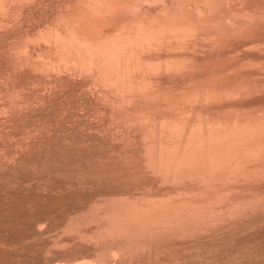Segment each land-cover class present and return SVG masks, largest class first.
<instances>
[{"label": "rangeland", "instance_id": "obj_1", "mask_svg": "<svg viewBox=\"0 0 264 264\" xmlns=\"http://www.w3.org/2000/svg\"><path fill=\"white\" fill-rule=\"evenodd\" d=\"M81 1L1 4L0 264H264V0Z\"/></svg>", "mask_w": 264, "mask_h": 264}, {"label": "bare ground", "instance_id": "obj_2", "mask_svg": "<svg viewBox=\"0 0 264 264\" xmlns=\"http://www.w3.org/2000/svg\"><path fill=\"white\" fill-rule=\"evenodd\" d=\"M14 1H15V0H14ZM20 1H21V0H20ZM22 1H23V0H22ZM25 1L27 2V0H24V2H25ZM74 1H76V0H74ZM82 1L84 2V0H82ZM82 1L80 2L81 4L78 3L79 6H78V4H77L76 6H78V7H82V6H84V4L82 3ZM87 1H89V0H87ZM91 1H93V2L95 1L94 4H95V3H96V4L99 3V1L97 2V0H91ZM203 1H204V0H203ZM232 1H233V0H232ZM245 1H247V0H244V2H243V1H242V2H243V3H246ZM251 1H252V0H251ZM257 1H259V0H257ZM257 1H255V3H256ZM260 1H261V0H260ZM262 1H263V0H262ZM26 2H25V3H26ZM78 2H79V1H78ZM93 2H92V5H93ZM213 2H214V1H213ZM221 2H222V1H221ZM225 2H226V1H225ZM236 2H237V0H236ZM240 2H241V1H240ZM249 2H250V0H249ZM2 3H3V0H0V6H1V7H0V11L2 10V5H1ZM12 3H13V2H12ZM12 3H11V4H12ZM28 3H29V2H28ZM28 3H27V4H28ZM74 3H75V2H74ZM86 3H87V2H86ZM202 3H203V2H202ZM215 3H217V2H215ZM243 3H241V5H242V6L244 5V8H243L241 5H240L241 7L238 6V5H236V6H238V7H240V8H243V9L245 10V7L248 8V6H247V5L245 6V4H243ZM247 3H248V1H247ZM253 3H254V2L252 1L251 4H253ZM255 3H254V4H255ZM260 3H261V2H260ZM263 3H264V2H263ZM263 3H262V4H263ZM4 4H6V2H5ZM9 4H10V2H9ZM29 4H30V3H29ZM29 4H28V5H29ZM90 4H91V2H90ZM90 4H89V5L87 4L88 6L86 5L87 7H86V6H84V7H85L87 10L89 9V12H90L91 14H93V13H94V10L96 9V7H95L96 4H95L94 6H92V7L90 6ZM99 4H100V3H99ZM212 4H213V3H212ZM227 4H229V3H227ZM230 4H231V3H230ZM232 4H233V3H232ZM238 4H239V2H238ZM249 4H250V3H249ZM249 4H248V5H249ZM251 4H250V5H251ZM254 4L251 5V6H254ZM13 5H14V3H13ZM19 5H20V4H19ZM23 5H24V4H23ZM74 5H75V4H74ZM74 5H73V6H74ZM80 5H81V6H80ZM220 5H221V4H220ZM250 5H249V8H248V11L246 10V12H248V15H249V16H250V14H252V13H249V12H251V11H254V12H255V9L257 10L256 12H259L258 9H260V7L262 8V7L264 6V4H263V6H262L261 4H259V6L261 5L260 7H259V6H257V7L255 6V8L252 7V9H251V6H250ZM257 5H258V3H257ZM4 6H5V5H4ZM25 6H26V5H25ZM25 6H24V7H25ZM29 6H30V5H29ZM97 6H98V5H97ZM207 6H209V5H207ZM207 6H206V7H207ZM233 6H234V5H233ZM7 7H8V6H7ZM10 7L12 8V5H11ZM13 7H14V6H13ZM84 7H82V8H84ZM89 7H90L91 9H90ZM94 7H95V8H94ZM201 7H202V6H201ZM204 7H205V4H204ZM211 7H212V6H211ZM220 7H221V6H220ZM227 7H228V6H227ZM238 7H237V8H238ZM5 8H6V7H5ZM16 8H17V5H16ZM19 8H20V7H19ZM19 8H17V9H19ZM26 8H28V7H26ZM92 8H93V10H92ZM207 8H208V7H207ZM209 8H210V7H209ZM221 8H223V7H221ZM221 8H220V10H221ZM225 8H226V7H225ZM233 8H234V7H233ZM257 8H258V9H257ZM3 9H4V8H3ZM17 9H15V10L17 11ZM72 9H73V8H72ZM74 9H75V8H74ZM77 9H78V10H77L78 12L75 13V14L72 13L73 15L79 14V16H80V14L82 15L83 12H88V11H86L85 9L82 10V9L80 8V10H81V12H82V13H80L79 8H77ZM214 9H215V8H214ZM227 9H228V8H227ZM253 9H254V10H253ZM20 10H22V8H21ZM28 10H29V8H28ZM30 10H31V9H30ZM69 10H70V9H69ZM90 10L93 11V13H92ZM98 10H99V9H97V11H98ZM209 10H210V9H209ZM209 10H208V11H209ZM234 10H235V9H234ZM260 10L263 11V8L260 9ZM8 11H12V10H9V9H8ZM16 11H15V12H16ZM97 11H96V12H97ZM215 11H217V10L215 9ZM232 11H233V10H232ZM232 11H231V12H232ZM236 11H237V10H236ZM238 11H239V10H238ZM240 11H242V9H241ZM1 12H3V11H1ZM4 12H5V9H4ZM12 12H14V10H13ZM18 12H19V11H18ZM66 12H67V11H66ZM71 12H73V11H71ZM204 12H206V11H204ZM204 12H203V13H204ZM211 12H213V10H212V11H211V10L209 11V13H211ZM221 12H222V11H221ZM223 12H225V11H223ZM227 12H228V11H227ZM229 12H230V11H229ZM242 12H243V11H242ZM254 12H253V13H254ZM8 13H11V12H8ZM68 13H69V12H68ZM207 13H208V12H207ZM213 13H214V12H213ZM213 13H211V14H213ZM217 13H218V12H217ZM217 13L214 14V16H213V17H214L213 20L216 19L215 15H216ZM234 13H236V12H234ZM239 13H240V12H238V14H239ZM244 13H245V12H244ZM244 13H241L240 16H241V17L244 16V18L247 16V19H248L249 16L247 15V13H245L246 15H245ZM263 13H264V11H263ZM263 13H262V14H263ZM3 14H4V13H3ZM3 14H2V15H3ZM86 14H87V13H86ZM88 14H89V13H88ZM211 14H210V15H211ZM219 14H220V13H219ZM224 14H225V13H223V15H224ZM226 14H227V13H226ZM236 14H237V13H236ZM242 14H243V16H242ZM262 14H261V15H262ZM0 15H1V14H0ZM67 15H68V14H67ZM94 15H95V14H94ZM200 15H201V14H200ZM207 15H208V14H207ZM232 15H233V14H232ZM232 15H231V16H232ZM263 15H264V14H263ZM10 16H11V14H10ZM76 16H78V15H76ZM208 16H209V15H208ZM217 16H218V15H217ZM220 16L222 17V15H220ZM256 16H259V14L257 15V13H256ZM2 17H4V15H3ZM80 17H81V16H80ZM83 17H84V14H83ZM205 17H206V16H204L203 19H204ZM234 17H235V14H234ZM237 17H238V16H237ZM252 17H253V16H252ZM254 17H255V15H254ZM15 18H16V17H15ZM69 18H70V17H69ZM208 18H210V17H208ZM226 18H227V17H226ZM239 18H240V17H239ZM239 18H238V19H239ZM258 18H259V17H258ZM1 19H3V18H1ZM13 19H14V18H13ZM80 19H82V18H80ZM201 19H202V18H201ZM203 19H202V20H203ZM205 19H206V18H205ZM205 19H204V21H205ZM210 19H211V18H210ZM222 19H224V18H222ZM222 19H221L220 17H218V19L216 20V22H219V23H220V22L222 21ZM235 19H236V18H235ZM247 19L245 18V20H247ZM254 19H255V18H251V20H254ZM3 20H4V19H3ZM8 20H9V19H8ZM8 20H6V21H8ZM14 20H15V19H14ZM75 20H76V19H75ZM77 20H78V19H77ZM202 20H201V21H202ZM211 20H212V19H211ZM218 20H219V21H218ZM220 20H221V21H220ZM243 20H244V19H243ZM249 20H250V18H249ZM251 20H250V21H251ZM255 20H256V19H255ZM258 20H260V19H258ZM16 21H17V20H16ZM78 21L80 22V20H78ZM204 21H202V22H204ZM0 22H2V21H0ZM10 22H12V21H10ZM72 22H75V21H72ZM213 22H215V20H214ZM209 23H210V22H209ZM254 23H255V21H254ZM0 24H1V23H0ZM203 24H207V23H203ZM244 24H245V23H244ZM250 24H251V23H250ZM252 24H253V23H252ZM73 25H74V24H73ZM75 25H76V24H75ZM208 25H209V24H208ZM210 25H211V24H210ZM216 25H217V24H216ZM250 26H251V25H250ZM50 27H51V26H50ZM210 27H212V26H210ZM219 27H220V26H219ZM201 28H202V27H201ZM249 28H250V27H249ZM50 29H51V28H50ZM60 29H61V28H60ZM242 30H243V29H242ZM250 31H251V30H250ZM241 32H242V31H241ZM245 32H246V31H245ZM255 33L257 34V32H255ZM241 34H242V33H241ZM250 34H251V32H250ZM252 34H253V33H252ZM260 35H261V34H260ZM260 35H258V36H260ZM247 36H249V35H247ZM263 36H264V35H263ZM250 37H251V36H250ZM216 38H217V37H216ZM220 39H221V37H220ZM248 39H249V38H248ZM251 39H252V38H251ZM222 40H223V38H222ZM257 40H258V39H257ZM261 40H263V39H261ZM216 41H217V40H216ZM244 41H245V40H244ZM247 41H248V40H247ZM247 41H246V42H247ZM252 41H253V40H252ZM11 43H12V42H11ZM248 43H249V42H248ZM14 44H15V43H14ZM239 44H240V43H239ZM250 44H251V42H250ZM261 44H263V43H261ZM222 45H223V44H222ZM253 45H254V44H253ZM220 46H221V44H220ZM219 48H220V47H219ZM197 133H198V131H197ZM226 133H227V132H226ZM226 133H225V134H226ZM198 134H199V133H198ZM200 134H201V133H200ZM218 134H219V133H218ZM218 134H217V136H218ZM193 135H194V134H193ZM196 135H197V134H196ZM209 135H210V134H209ZM209 135H207V136H209ZM198 136H199V135H198ZM214 136H215V135H214ZM214 136H213V137H214ZM189 137H190V136H189ZM195 137H196V136H195ZM199 137H200V136H199ZM202 137H203V136H202ZM215 137H216V136H215ZM219 137L222 138L223 136H219ZM193 138H194V137H193ZM206 138H207V137H206ZM209 138H212V137L209 136ZM221 138H220V139H221ZM225 138H226V136H225ZM225 138H224V139H225ZM195 139H197V138H195ZM214 139H215V138H214ZM217 139H218V137H217ZM224 139H223V140H224ZM198 140H200V139L198 138ZM201 140H202V139H201ZM208 140H211V139H208ZM213 141H214V140H213ZM193 147H194V145H193ZM238 147H239V146H238ZM240 148H241V147H240ZM163 149H164V148H163ZM165 149H166V148H165ZM185 149H186V148H185ZM158 150H159V149H158ZM170 150H171V149H170ZM170 150H165V151H169V152H170ZM188 150H190V149H188ZM155 152H156V151H155ZM159 152H160V151H159ZM177 152L179 153V151H177ZM184 152H185V150H184ZM188 152H189V151H188ZM191 152H192V150H191ZM166 153H168V152H164V154H166ZM175 153H176V152H175ZM159 154H161V153H159ZM187 154L190 156V152L187 153ZM230 154H231V153H230ZM157 155H158V154H157ZM175 155H176V154H175ZM178 155H179V154H178ZM188 155L186 156L187 159H188ZM223 155H224V154H223ZM163 156H164V155H163ZM166 156H167V155H166ZM180 156H181V154H180ZM183 156H185V155L183 154ZM192 156H193V155H192ZM219 156H220V155H219ZM219 156H218V158H219ZM224 156H225V158H226L227 155H224ZM224 156H223V157H224ZM172 157H173V154H172ZM177 157H178V156H177ZM194 157H195V156H194ZM221 157H222V156H221ZM192 158H193V157H192ZM225 158H224V159H225ZM162 159H163V158H162ZM175 159H176V158H175ZM187 159H186V160H187ZM216 159H217V158H216ZM151 160H152V159H151ZM151 160H150V161H151ZM153 160H154V159H153ZM153 160H152V161H153ZM177 160H178V158L176 159V161H177ZM188 160H189V159H188ZM195 160H197V159H195ZM195 160H194V161H195ZM204 160L206 161L207 159L204 158ZM210 160H211V159H210ZM157 161H158V160H157ZM168 161H169V160H168ZM168 161H167V163H168ZM172 161H174V160H172ZM176 161H175V163H176ZM192 161H193V160H191V162H192ZM205 161H204V162H205ZM208 161H209V160H208ZM219 161H220V160H219ZM225 161H226V160H225ZM154 162H156V161H154ZM162 162H163V160H162ZM177 162H178V161H177ZM188 162H189V161H188ZM195 162H196V161H195ZM198 162H199V161H198ZM204 162H202V163H204ZM209 162H210V161H209ZM212 162H213V160H212ZM214 162H215V160H214ZM220 162H221V161H220ZM150 163H151V162H150ZM160 163H161V162H160ZM165 163H166V162H165ZM169 163H170V162H169ZM175 163H173L172 165H174ZM184 163H185V162H183V164H184ZM193 163H194V162H193ZM199 163H200V162H199ZM199 163H198V164H199ZM210 163H211V162H210ZM216 163H217V162H216ZM221 163H222V162H221ZM223 163H224V162H223ZM227 163H228V162H227ZM155 164H156V163H155ZM170 164H171V163H170ZM179 164H180V163H179ZM179 164L176 163V166L179 165ZM188 164H189V163H188ZM188 164H187V165H188ZM198 164L196 163V165H198ZM213 164H214V163H213ZM217 164H219V163H217ZM217 164H216V165H217ZM225 164H226V162H225ZM225 164H224V165H225ZM157 165H158V164H157ZM159 165H160V164H159ZM159 165H158V166H159ZM164 165H165V164H164ZM181 165H182V164H181ZM187 165H186V166H187ZM202 165H205V164H202ZM209 165H210V164H209ZM216 165H215V166H216ZM227 165H228V164H227ZM179 166H180V165H179ZM182 166H183V165H182ZM194 166H195V165H194ZM198 166H199V165H198ZM206 166H207V164H206ZM212 166H213V165H212ZM222 166H223V165H222ZM160 167H161V166H160ZM171 167H172V166H171ZM189 167H191V166H189ZM207 167H208V166H207ZM216 167H217V166H216ZM168 168H169V166H168ZM173 168H174V166H173ZM176 168H177V167H176ZM180 168H181V167H180ZM193 168H195V167H193ZM193 168H191V169H193ZM203 168H205V167H203ZM217 168H218V167H217ZM220 168H221V167H220ZM224 168H225V166H224ZM227 168H228V166H227ZM171 169H172V168H171ZM182 169H184V167H183ZM189 169H190V168H189ZM189 169H188L187 171H189ZM209 169H211V168L208 167V169H206V170H208L209 172H212V171H210ZM215 169H216V168H215ZM222 169H223V168H222ZM222 169H220V171H221ZM175 170H176V169H175ZM178 170H179V169H178ZM185 170H186V168H185ZM203 170H204V169H203ZM211 170H213V169H211ZM217 170H218V169H217ZM223 170H224V169H223ZM226 170H227V169H226ZM158 171L161 172V168H160V170H158ZM163 171L166 172V170H163ZM163 171H162V172H163ZM179 171H180V170H179ZM169 172H170V171H169ZM171 172H172V171H171ZM171 172H170V173H171ZM174 172H175V171H174ZM177 172H178V171H177ZM182 172H183V171H182ZM17 207H18V206H17ZM0 208H1V207H0ZM106 209H107V208H106ZM106 209H105V212H103L104 217L106 216V217L108 218V217H109L108 213H112V214H115V216H118V217H114V219L116 218V221H117V218H119V219H122V217H123V219L125 218V217H124L125 215L123 216V215H121L122 213L120 214V213H117L116 211L113 213V210H112V212H110V210H109V211L107 210L108 213H106V212H107ZM4 211H5V210H4ZM131 211H132V214H133V210H131ZM21 212H22V211H21ZM129 213H130V212H129ZM129 213H126V214L128 215ZM106 214H107V215H106ZM119 214L121 215L120 217H119ZM10 215H11V214H10ZM127 215H126V216H127ZM137 215H138V213H137ZM137 215H136V216H137ZM110 216H111V214H110ZM113 216H114V215H112L111 217H113ZM130 216H132V215L129 214V217H130ZM133 216H134V215H133ZM139 216H140V215H139ZM24 217H25V216H24ZM137 217H138V216H137ZM141 217H142V216H141ZM102 218H103V217H102ZM135 218H136V217H135ZM139 218H140V217H139ZM6 219H7V218H6ZM110 219H111V218H110ZM127 219H128V218H127ZM130 219H131V218H130ZM124 220H126V218H125ZM128 220H129V219H128ZM132 220H133V219H132ZM129 221H130V220H129ZM136 221H137V220H136ZM28 222H29V221H28ZM113 222H114L115 224H114ZM113 222H109L110 225L107 224V223L105 224V225H107L108 229H111V228H109V227L112 226L111 224L113 223V226H112L111 231L116 230L115 232L118 233L119 231L124 230V226L121 225V224H122V223H121L122 221L120 222V224H118V222L116 223L114 220H113ZM125 222H126V221H124L123 224H124ZM9 223H10V222H9ZM134 223H135V222H134ZM13 224H14V223H13ZM127 224H128V222H127ZM127 224H126V225H127ZM7 225H8V224H7ZM108 225H109V226H108ZM135 225H136V224H135ZM135 225L133 224V227H134ZM157 225H158V224H157ZM15 226H16V225H15ZM131 226H132V225H131ZM141 226H142V227H141ZM141 226H140V227L143 228V227L146 226V225L144 224V226H143V224H142ZM107 227H106V228H107ZM125 227H126V226H125ZM133 227H131V228H132V230H134V231H136V230H135L136 228H137V229H138V228L140 229V227H138L137 225H136L135 229H134ZM146 227H147V226H146ZM146 227H144V228H146ZM153 227H154V226H153ZM158 227H159V226H158ZM160 227H161V226H160ZM103 228H104V229H103ZM106 228L104 227V225L102 226V230H105V231L107 230V232H109L108 229H106ZM113 228H114V229H113ZM122 228H123V229H122ZM148 228H149V227H147V230H148ZM150 228H151V227H150ZM100 229H101V228H100ZM118 229H119V230H118ZM152 229H153V228H152ZM29 230H30V229H29ZM96 230H97V229H96ZM102 230H101L100 232H102ZM117 230H118V232H117ZM140 230H143V229H140ZM159 230H160V229H159ZM3 231H4V230H3ZM64 231L67 232L66 230H64ZM64 231H63V232H64ZM105 231H104V232H105ZM143 231H144V230H143ZM145 231H146V229H145ZM148 231H149V230H148ZM100 232H99V233H100ZM113 232H114V231H113ZM115 232H114V234H115ZM121 232H122V231H121ZM102 233H103V232H102ZM102 233H101V235L104 234V233H103V234H102ZM109 233H110V232H109ZM111 233H112V232H111ZM111 233H110V234H111ZM132 233H133V231H132ZM136 233H138V234L140 235L141 231H140V232L138 231V232H136ZM145 233H146V232H145ZM157 233H158V232H157ZM79 234H80V233H79ZM107 234H108V233H107ZM112 234H113V233H112ZM112 234H111V235H112ZM148 234L150 235V233H148ZM151 234H152V233H151ZM81 235H83V234H81ZM85 235H86V234H85ZM117 235H118V234H117ZM119 235H120V234H119ZM129 235H130V234H129ZM135 235H136V234H134L133 236L137 238V235H136V236H135ZM145 235H146V234H145ZM145 235H143V236H145ZM112 236H113V235H112ZM112 236H111V237H112ZM131 236H132V235H131ZM131 236H130V238H131ZM79 237H80V236H79ZM85 237H86V236H85ZM124 237H125V236H124ZM127 237H128V234H127ZM152 237H154V236H152ZM89 238H91V237H89ZM113 238H114V237H113ZM130 238H129V241H131ZM140 238H141V236H140ZM150 238H151V237H150ZM82 239H84V238H82ZM85 239H86V238H85ZM91 239H92V238H91ZM98 239H99V237H98ZM101 239H103V238H101ZM117 239H118V237H117ZM126 239H127V238H126ZM142 239H143V237H142ZM0 240H1V239H0ZM78 240H79V239H78ZM104 240H105V239H104ZM108 240H109V239H108ZM118 240H119V239H118ZM118 240H114V241L116 242V241H118ZM127 240H128V239H127ZM132 240H133V238H132ZM138 240H139V237H138ZM13 241H14V240H13ZM82 241H83V240H82ZM86 241H87V240H86ZM94 241H95V240H93V242H94ZM98 241H99V240H98ZM102 241H103V240H102ZM106 241H107V240H106ZM110 241H112V240L110 239ZM142 241H143V240H142ZM144 241H145V239H144ZM2 242H3V241H2ZM95 242H96V241H95ZM99 242H100V241H99ZM127 242H128V241H127ZM131 242H132V241H131ZM131 242H130V244H131ZM102 243H103V242H102ZM118 243H119V242H118ZM118 243H117V244H118ZM125 243H126V242H125ZM128 243H129V242H128ZM135 243H136V242H134V244H135ZM2 244H3V243H2ZM12 244H13V243H12ZM57 244H58V243H57ZM109 244H110V243H109ZM59 245H61V244H59ZM96 245H97V244H96ZM96 245H95V246H96ZM135 245H136V244H135ZM139 245H140V244H139ZM139 245H138V246H139ZM113 246H114V245H113ZM118 246H119V245H118ZM142 246H144L143 243H142ZM2 247H3V246H2ZM53 247H54V246H53ZM56 247H57V246H56ZM60 247H61V246H60ZM62 247H63V245H62ZM125 247H126V246H125ZM135 247H136V246H135ZM122 248H123V247H122ZM8 249H9V247H8ZM120 249H121V248H120ZM2 250H3V249H2ZM118 251H120V250H118ZM120 253H121V251H120ZM2 260H5V259H2ZM4 262H5V261H4Z\"/></svg>", "mask_w": 264, "mask_h": 264}]
</instances>
